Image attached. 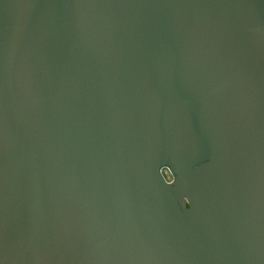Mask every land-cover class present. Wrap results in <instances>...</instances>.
<instances>
[{
	"label": "water",
	"instance_id": "water-1",
	"mask_svg": "<svg viewBox=\"0 0 264 264\" xmlns=\"http://www.w3.org/2000/svg\"><path fill=\"white\" fill-rule=\"evenodd\" d=\"M0 264H264V0H0Z\"/></svg>",
	"mask_w": 264,
	"mask_h": 264
},
{
	"label": "flooded vegetation",
	"instance_id": "flooded-vegetation-1",
	"mask_svg": "<svg viewBox=\"0 0 264 264\" xmlns=\"http://www.w3.org/2000/svg\"><path fill=\"white\" fill-rule=\"evenodd\" d=\"M167 174H168V176H170V177L172 178V176H171L169 170L165 169L164 171H162V175H163L164 178H165V175H167ZM171 181H172V180H171ZM167 182H168V181H167Z\"/></svg>",
	"mask_w": 264,
	"mask_h": 264
},
{
	"label": "rangeland",
	"instance_id": "rangeland-1",
	"mask_svg": "<svg viewBox=\"0 0 264 264\" xmlns=\"http://www.w3.org/2000/svg\"><path fill=\"white\" fill-rule=\"evenodd\" d=\"M163 171H164V170H163ZM165 179H166V181H168V182H171V180H172V178H171L170 176H168V174L165 175Z\"/></svg>",
	"mask_w": 264,
	"mask_h": 264
}]
</instances>
